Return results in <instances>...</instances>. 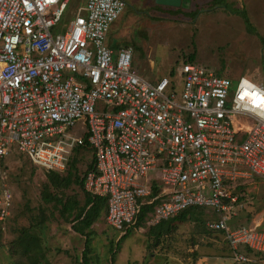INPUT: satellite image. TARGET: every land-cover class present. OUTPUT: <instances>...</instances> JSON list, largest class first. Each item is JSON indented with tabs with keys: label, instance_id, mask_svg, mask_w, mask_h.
<instances>
[{
	"label": "built area",
	"instance_id": "built-area-1",
	"mask_svg": "<svg viewBox=\"0 0 264 264\" xmlns=\"http://www.w3.org/2000/svg\"><path fill=\"white\" fill-rule=\"evenodd\" d=\"M69 4L0 0V224L13 203L7 155L62 172L84 145L94 160L84 191L106 200L114 230L126 232L140 199L158 200L149 225L205 207L217 214L207 229L235 262L252 263L264 227L230 221L248 202L241 180L264 178V85L194 60L149 81L133 69L132 46L108 41L125 0H84L64 20Z\"/></svg>",
	"mask_w": 264,
	"mask_h": 264
},
{
	"label": "rangeland",
	"instance_id": "rangeland-1",
	"mask_svg": "<svg viewBox=\"0 0 264 264\" xmlns=\"http://www.w3.org/2000/svg\"><path fill=\"white\" fill-rule=\"evenodd\" d=\"M83 3L70 0L64 20ZM125 3L108 41H116L117 32L129 40L132 66L140 76L149 81L169 77L192 55L196 63L219 75L231 79L244 75L264 85V0ZM70 162L68 170L56 172V178L16 151L5 157L4 183L13 203L0 225V264H83L85 236L74 231L73 224L79 225L74 216L85 201L82 176L92 162L91 150L76 149ZM66 176L68 184L60 180ZM241 182L248 202L232 224H248L257 217L264 225V178L252 176ZM214 216L213 210L198 207L183 220L171 217L166 222L172 229L160 235L157 226L144 218L122 237L108 225L105 204L99 217L83 229L90 236L87 264H239L223 235L207 229L206 221ZM253 257L258 260L257 254Z\"/></svg>",
	"mask_w": 264,
	"mask_h": 264
},
{
	"label": "trees",
	"instance_id": "trees-1",
	"mask_svg": "<svg viewBox=\"0 0 264 264\" xmlns=\"http://www.w3.org/2000/svg\"><path fill=\"white\" fill-rule=\"evenodd\" d=\"M213 1H216V0H213ZM244 19H245L247 26L251 30H253V27L251 26V23H250L247 15H244ZM185 61H193V56L192 55L188 56L187 59H185ZM82 147H87V146L83 145ZM70 164H71V162H69V166H70ZM69 166H68V168H69ZM93 166H94V160L92 158V162L87 167V169H91V168H93ZM68 168H67V170H68ZM49 172L51 173L50 177L59 178L58 175L56 174V172H54V171H49ZM60 180L66 184H68L70 182L69 176L61 178ZM82 182H83V180H82ZM156 191H157V187L155 186V187H153V195L156 193ZM147 199H149V197L139 200V203H140L139 212H138L134 222L130 225V227L127 228L126 232L123 234L122 237H125L129 233L131 228H133L136 225H139L141 223V221L146 217V215L150 211H152L154 205L158 202V200H156V201H153L151 203H147V202H145V200H147ZM105 204H106L105 199H103L101 197H93L92 195L85 192L84 204L82 207L79 208V210L76 212V214L74 216V219L79 221V225H76V223L73 224L74 231L85 236L84 247L82 250V262H83V264H87V262H88L87 254L90 251V246H89L90 236H88L89 232L84 233L83 229L89 228L90 225L94 222V220L99 217L101 210L105 207ZM197 208L198 207L187 208V209L183 210L182 212H180L179 214H177L176 216L172 217V219L183 220V218L186 216V214L194 213L197 210ZM213 214L216 215V213L214 211H213ZM214 218H216V216H214L212 219H214ZM169 219L171 220V218H169ZM169 219H167V220H169ZM167 220L161 221L160 223L156 224L157 229H158V235H160L162 230L169 231L172 229V226L170 225V223L166 222ZM118 244H119V242H118ZM262 255H264V254H262Z\"/></svg>",
	"mask_w": 264,
	"mask_h": 264
},
{
	"label": "crops",
	"instance_id": "crops-1",
	"mask_svg": "<svg viewBox=\"0 0 264 264\" xmlns=\"http://www.w3.org/2000/svg\"><path fill=\"white\" fill-rule=\"evenodd\" d=\"M115 37H116V41H109V43H110V46L112 47V48H114V49H116V48H118V47H120V46H123V45H126V42L127 41H129L127 38H125V36H123V35H121L120 34V32H117L116 33V35H115ZM133 48V47H132ZM135 71V70H134ZM136 72V71H135ZM137 73V72H136ZM246 208V206L244 207V209ZM243 209V210H244ZM242 210V211H243ZM242 216V213H240V215H238V220H237V218H233L230 222H231V225L232 226H235L234 224H232V222L233 221H239V217H241ZM249 223H252V224H256V225H259L260 227H264V225H262V220H260L259 218H257L256 217V219H252ZM0 225H2V224H0ZM257 256H259V255H257ZM260 258H262V257H260ZM259 257H258V260L256 259V258H253V260H252V263H249V264H255V263H257V262H260V261H262V263L264 264V259H260Z\"/></svg>",
	"mask_w": 264,
	"mask_h": 264
},
{
	"label": "water",
	"instance_id": "water-1",
	"mask_svg": "<svg viewBox=\"0 0 264 264\" xmlns=\"http://www.w3.org/2000/svg\"><path fill=\"white\" fill-rule=\"evenodd\" d=\"M160 1H164V2H173V3H178L180 0H160Z\"/></svg>",
	"mask_w": 264,
	"mask_h": 264
}]
</instances>
